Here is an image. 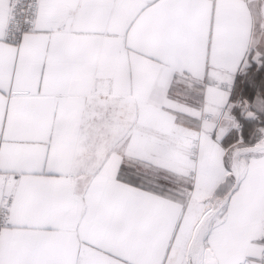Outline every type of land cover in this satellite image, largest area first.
Masks as SVG:
<instances>
[{"label": "snow or ice", "instance_id": "6c2138e0", "mask_svg": "<svg viewBox=\"0 0 264 264\" xmlns=\"http://www.w3.org/2000/svg\"><path fill=\"white\" fill-rule=\"evenodd\" d=\"M0 264H264V0H0Z\"/></svg>", "mask_w": 264, "mask_h": 264}]
</instances>
